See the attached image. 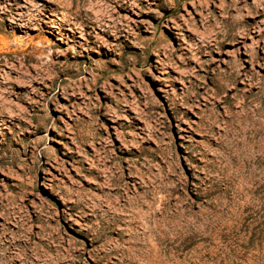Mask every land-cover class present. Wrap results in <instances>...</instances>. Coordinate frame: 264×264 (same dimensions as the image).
Segmentation results:
<instances>
[{
  "label": "rangeland",
  "instance_id": "obj_1",
  "mask_svg": "<svg viewBox=\"0 0 264 264\" xmlns=\"http://www.w3.org/2000/svg\"><path fill=\"white\" fill-rule=\"evenodd\" d=\"M253 88L252 110L264 0H0V248L38 244L37 264H264V139L222 118ZM136 191L149 257L118 236ZM15 247L0 264H32Z\"/></svg>",
  "mask_w": 264,
  "mask_h": 264
},
{
  "label": "bare ground",
  "instance_id": "obj_2",
  "mask_svg": "<svg viewBox=\"0 0 264 264\" xmlns=\"http://www.w3.org/2000/svg\"><path fill=\"white\" fill-rule=\"evenodd\" d=\"M85 2L82 4L83 7L85 5ZM83 7H81V8H83ZM231 67H232V69L229 70L228 72H226L224 74V76L227 78V81L229 83H235V82H237L239 80V78L241 77L242 74H240V72L235 68L236 66L235 67L231 66ZM221 88L224 90L225 88H227V86L225 84H222ZM251 93H252V95L255 96V98H253L252 100L246 101L244 103L242 101L243 104L241 103L242 105L240 106L239 109H235L232 106L231 107V109H232L231 110V116L228 115V116H230L228 118L222 116V118L224 120H226V123L228 124V126L232 127L234 129V131H236V129H240L241 132H247L248 133L249 127H252V125H253L254 126V128H253L254 138H256L258 144L262 147L263 139H264L263 138V134H264V106L259 107V105H258V107H255L252 110L251 107L253 106V102H254L255 99H257L256 96H260L259 95L260 93H259V91H255L254 88L252 89ZM263 103H264V100H263ZM235 107H236V105H235ZM219 114H221V113H219ZM220 119L218 118V114L217 115L214 114V116L212 118V121L208 120L209 121V125L212 126L214 122H216V121H218ZM217 131H219V130H217ZM247 137L250 139L251 136L247 135ZM251 139H252V137H251ZM128 184H129V182H128ZM121 189L122 188H120V187L116 188L115 189V193L121 194L120 196H122L123 193L121 192ZM109 194H107V195H109ZM144 194H145V196L142 198L141 193L136 191V192L133 193L132 196L128 195V196L125 197L126 199H125L124 204H120V208H122L123 211H128L129 212V215H127V217L129 218L128 220L124 219V222H123L122 218L118 219V221H120V223H121V221L123 223H125V227L123 228V230L120 233H118V236H119V238H122L124 243L128 244V247L126 249V254L127 255H128V253L129 254L130 253H136L137 255L140 254V255H142L144 257L145 256L149 257L151 255V246H150L151 245L150 244V240H151V200H149V191L145 192ZM143 207H146L145 211L141 210V209H143ZM140 218L144 219L141 231H140V227L138 225V222H139ZM114 220H116V219H114ZM259 230H260V228H259ZM98 237H99L98 235H96V237H94L96 243H98V241H99ZM17 243L18 244H16V242H14L13 244L15 246L18 245L21 249H23V250H21V253H23L22 254L23 255V259L22 260L26 261V263L28 261H32V264H37L36 261H38L40 259V257H41L40 246H38V244H35L32 247L33 250H31V253H29V252H26V250H28L29 244H27L26 242H20V245H19V241ZM187 243H184V246ZM209 244H210V242H209ZM122 245H123V243H122ZM161 245H162V243H161ZM15 246H12V243H10L9 247L15 250V248H16ZM9 247L1 246V248H3V249L0 248V250H3V252H4V254L0 253V256L4 257L7 262H10V259L15 257V256H17L16 254H18L15 251H12V252L5 251L6 249H9ZM182 251L183 250L181 249V252ZM13 260H14V258H13Z\"/></svg>",
  "mask_w": 264,
  "mask_h": 264
}]
</instances>
